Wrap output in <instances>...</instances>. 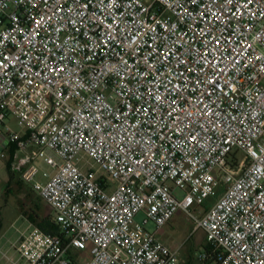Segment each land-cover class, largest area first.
<instances>
[{
    "label": "built area",
    "instance_id": "2783aa9c",
    "mask_svg": "<svg viewBox=\"0 0 264 264\" xmlns=\"http://www.w3.org/2000/svg\"><path fill=\"white\" fill-rule=\"evenodd\" d=\"M8 117L0 160L59 230L23 234L24 264H184L146 229L179 210L200 261L264 264V0H0Z\"/></svg>",
    "mask_w": 264,
    "mask_h": 264
},
{
    "label": "rangeland",
    "instance_id": "374dc122",
    "mask_svg": "<svg viewBox=\"0 0 264 264\" xmlns=\"http://www.w3.org/2000/svg\"><path fill=\"white\" fill-rule=\"evenodd\" d=\"M6 127L8 128L6 130ZM2 133L8 131L22 133L16 121L12 118H6L4 126L0 127ZM87 166L95 172L96 177H104L108 187L114 188L116 182L108 179L106 173L98 166L89 162ZM224 186H220L214 197L204 201L199 207H193L195 215L200 216L205 210H208L216 197L223 192ZM176 195L180 196L176 191ZM35 216H50V211L46 205L36 196L30 186L22 183L19 185L17 180L8 183V174L5 161L0 160V257L3 264H10L12 259L16 264H24L18 259L14 248L17 246L20 237L30 231L32 223L31 213ZM199 212V215H198ZM175 220L171 225H165L160 229H154L151 223L146 224V229L151 230L157 239L165 243L169 248L177 250L178 258L184 261V264H205L200 261V254L204 249V235L202 231L193 230V221L182 211L175 213ZM144 215L140 212L134 217V222L141 223ZM89 258V250L72 255L74 264H81L83 259Z\"/></svg>",
    "mask_w": 264,
    "mask_h": 264
},
{
    "label": "trees",
    "instance_id": "16d2710c",
    "mask_svg": "<svg viewBox=\"0 0 264 264\" xmlns=\"http://www.w3.org/2000/svg\"><path fill=\"white\" fill-rule=\"evenodd\" d=\"M7 174H8V183H10L13 180H17V183L19 185L22 184L20 180H18L14 173L10 171L9 165L6 166ZM30 220L32 225L36 226L38 229H40L42 232L47 234H58V227L57 225L52 221L51 215H47L45 217H38L35 216V212L31 213ZM204 249H207L206 246H204ZM205 264H211L210 261L204 262Z\"/></svg>",
    "mask_w": 264,
    "mask_h": 264
},
{
    "label": "crops",
    "instance_id": "0c3cea01",
    "mask_svg": "<svg viewBox=\"0 0 264 264\" xmlns=\"http://www.w3.org/2000/svg\"><path fill=\"white\" fill-rule=\"evenodd\" d=\"M12 150H13V147L12 146H10L9 147V153H8V156L5 158V159H3L2 161H5V164H6V166L7 165H9V163H10V160H11V158H12ZM10 168V167H9ZM11 171V170H10ZM12 172V171H11ZM12 173H14V172H12ZM14 175H15V177L18 179V180H20L19 179V176L17 175V174H15L14 173ZM36 194V193H35ZM37 196V195H36ZM38 197V196H37ZM176 215V214H175ZM175 215L173 216V218L170 220V222L168 223V224H166V225H171L172 224V222L176 219L175 218ZM32 227H36V226H34V225H32ZM204 235V234H203ZM155 236V238L157 239V237H156V235H154ZM161 242V241H160ZM204 242H205V240H204ZM163 243V242H162ZM163 244H165V243H163ZM166 245V244H165ZM167 246V245H166ZM0 264H3V262H2V259H1V257H0Z\"/></svg>",
    "mask_w": 264,
    "mask_h": 264
}]
</instances>
